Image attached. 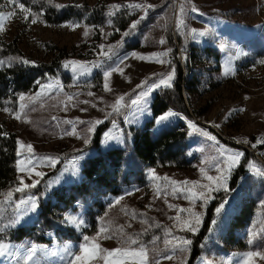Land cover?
<instances>
[{
	"label": "rangeland",
	"instance_id": "374dc122",
	"mask_svg": "<svg viewBox=\"0 0 264 264\" xmlns=\"http://www.w3.org/2000/svg\"><path fill=\"white\" fill-rule=\"evenodd\" d=\"M8 1L9 7L0 12V17L12 12L16 15L3 20L2 33L8 37L18 36L26 60L50 61L56 53L55 47L63 46L74 47L86 55L64 61V68L72 78L69 82H63L59 77H48L35 90L20 94L18 103L13 107L0 108L1 119L15 129L18 141L33 146V152L28 153L18 144V161H23L19 167L30 168L32 171L22 172L18 167L17 183L10 191L17 192L14 189L20 186V178L23 177L26 184L34 181L43 183L46 186L44 197L47 198L53 188L81 178L80 169L89 153L88 146L98 125L95 124L94 130L89 131L94 121L110 122L103 136L104 149L129 145L127 127L142 125L152 115L150 106L153 95L157 89L164 87L155 85L159 83L162 74L166 75L173 70L175 73V67L171 65L167 49L164 46L146 45L144 35H141L143 42L140 47L114 57V50L123 46V38L112 40L108 37V29L102 28L101 37L97 39L95 29L84 21L47 23L37 16L30 18L29 15L25 20V14L18 4ZM56 1L62 4L71 1L94 4L99 0ZM123 1L136 4L142 2ZM195 1L196 4L190 3V39L201 48L206 45L216 47L220 51L219 59L213 61L202 54L201 63H196L195 69L199 71L200 78L199 91L186 93L193 116L180 115L169 109L156 117L154 127L156 129L180 117L188 131V153L194 155V160L185 168L144 166V185L132 182L125 187L123 194L109 197L114 204L126 203V234L132 235L131 229H149L147 218L151 215V219L164 233L162 240L171 241L170 250L155 258L153 264L157 259L159 264H186L189 245L185 246L181 241L190 240L189 235L199 230L209 202L218 192L226 191L227 196L220 204H223V208L219 213L216 212L215 223H212L201 255L194 264H226L229 260L232 264H239L243 253L264 251V176L257 174V169L264 171V149L260 154L255 152V155H249L244 149H253L259 144L257 141L264 138V0ZM145 2L152 4L150 0ZM171 3L172 0H169L168 4ZM220 9L226 11L225 16L214 15ZM171 15H165L166 24ZM33 18L37 21L35 24L31 23ZM181 21L182 17L178 16L172 20V24L179 27ZM138 34V27H135L128 39ZM141 56L144 58L140 59ZM216 66L218 69H214ZM105 71L111 72L107 81ZM105 83L110 90L105 88ZM143 92L148 95L134 104L133 101ZM21 95L24 100L20 99ZM118 99L120 103L117 105ZM21 104L25 107L21 108ZM201 109L203 112H200ZM162 116H167V119L161 121ZM222 149L243 153L239 163L228 175L225 187L211 191V198L206 204L201 199L186 198L206 191L200 185L212 184L201 169L209 176H217V166L224 167L225 157L220 155ZM46 156L55 158V165H51L49 160L40 159ZM59 162V171L42 181L45 173L53 170ZM238 170L244 171V174L237 179V186L232 188L233 174ZM36 172L43 173V176H36ZM172 181L177 183L173 184ZM184 181L188 183H181ZM34 188L17 192L19 197L15 202L11 223L31 224L36 220L39 207ZM30 198L36 203L35 210L31 209ZM245 201L254 202L257 206L244 224L233 226V213ZM180 209L190 211L181 212ZM192 213L201 214V223L195 232L184 226L185 221L194 223ZM177 216L179 220L175 219ZM68 217L82 219L84 223L79 228L75 227L67 221ZM63 221L65 226L77 231L89 227L81 203L77 209L66 210ZM101 228L107 231L100 232ZM230 231H233L238 241L246 242V248H237V243L227 236ZM250 233L253 235L250 236ZM46 234L52 237V232ZM85 236L95 238L90 243L99 244L102 249L120 247L106 224L100 223L95 231ZM105 236L111 238L105 239ZM250 239L253 243L259 239L258 244L249 243ZM81 243H84L83 239L75 241L53 238L52 242H36L24 238L20 241H2L0 244L4 246L6 255H0V264H67L69 257L65 249L70 248L75 252ZM251 245L253 248L250 249ZM32 248L36 251L31 252ZM99 254L106 255L103 252ZM165 255L172 259H164ZM93 264H104V261L97 260ZM125 264L135 262L128 259ZM254 264H264V260L256 257Z\"/></svg>",
	"mask_w": 264,
	"mask_h": 264
},
{
	"label": "trees",
	"instance_id": "16d2710c",
	"mask_svg": "<svg viewBox=\"0 0 264 264\" xmlns=\"http://www.w3.org/2000/svg\"><path fill=\"white\" fill-rule=\"evenodd\" d=\"M150 1L152 7L145 12L143 9L129 7L136 4L135 2L123 0H99L94 4L19 0V3H23L31 10L30 18L37 16L47 23L84 21L95 29L97 39L101 37L102 28L108 29V37L110 36L112 40L123 38V46L114 50V57L129 49L140 47L143 42L141 35H144L146 45L164 46L167 49L171 65L175 67V75L171 87H161L154 93L150 106L152 115L146 118L142 125L127 127L128 146L104 149L103 136L110 122L103 121L96 126L91 137L88 146L90 150L83 160L79 180L53 188L47 198L44 197L46 186L43 183H39L33 189L38 195L39 211L36 220L31 224L11 223L19 193L12 192L11 199L7 200L5 196L17 183L18 134L0 117V242L20 241L24 238L36 242H52L53 238L81 241L102 223L108 226L110 234L122 248H146L153 260L170 250V245H166V240H162L164 233L151 219V215L147 218L149 229H131L132 235L126 234V203L114 204L109 196L123 194L125 187L132 182L144 185L146 183L144 166L185 168L192 163L194 155L188 153V131L182 119L178 117L155 129L156 117L169 109L180 115L193 116L186 93L199 91L200 78L199 71L195 69L196 63H201L202 54L206 58L218 61L220 51L209 45L201 48L190 39V3L196 4L195 0H172L171 4H168L169 0ZM139 4L147 3L142 0ZM114 6H119L118 10ZM8 7V0H0V12H4ZM169 13L172 15L166 24L164 17ZM214 15L222 17L226 15V11L220 9L214 12ZM178 16L182 17L183 23L176 27L172 20L174 18L176 20ZM137 21L139 34L133 39H128L131 30L135 29L132 27L133 23ZM54 50L56 53L50 61L29 60L33 63L24 64L21 61L26 60L25 54L19 46L18 36L8 37L0 32V61L3 62L0 64V108L13 107L18 103L20 94L35 90L48 77H59L63 82L72 80L70 73L64 68V61L75 57L83 58L86 55L74 47H55ZM214 69H218V66ZM206 108L207 106L203 109ZM203 109L200 112H203ZM251 139L254 140V137ZM244 149L249 155H255V152L260 154L264 144L259 143L253 149L249 147ZM60 167L59 162L53 170L45 173L42 181L55 175ZM243 174L244 171H235L231 181L232 188L237 186V179ZM226 196V191L216 194L207 205L199 230L189 235L191 244L188 247L189 256L186 264H194L201 255L203 243L217 215L216 209ZM80 203L89 227L77 231L64 225L63 213L69 209H77ZM256 206L254 202H243L233 213L232 225L238 227L244 224ZM47 232H52V237L48 236ZM227 236L237 243L238 249L246 248V242L238 241L233 231ZM129 238L137 240L138 244L129 245ZM258 241L259 239H256L253 244H258ZM249 248H253V245Z\"/></svg>",
	"mask_w": 264,
	"mask_h": 264
},
{
	"label": "snow or ice",
	"instance_id": "6c2138e0",
	"mask_svg": "<svg viewBox=\"0 0 264 264\" xmlns=\"http://www.w3.org/2000/svg\"><path fill=\"white\" fill-rule=\"evenodd\" d=\"M11 3H13L14 5L18 4L19 9L22 11V13H24V19L27 20L28 19V15L31 14V10L29 8H27L23 3H19V0H10ZM57 7H63V5H57ZM117 8H119V6H114ZM129 7H134V8H139V9H143L145 12H147V10L149 8L152 7V5L150 4H134V5H129ZM193 11H196V9H193ZM114 14V13H110ZM16 13L12 12V13H8L7 16L5 17H0V32H2L4 30L3 28V20L15 16ZM37 21L35 18H33L31 20V23L35 24ZM139 23V21H137L136 23H133L132 27L135 28L136 24ZM183 23V21H181V24ZM78 26V25H76ZM195 31V30H193ZM85 35H87V32L85 33ZM127 35V34H126ZM200 35H203V33H200ZM161 43H163V41H161ZM170 51V49H169ZM135 55V54H133ZM154 55H160V54H154ZM140 59H143L144 57H139ZM24 64H29V63H33L29 60H22L21 61ZM3 62L0 61V64H2ZM119 69H112V71H117ZM111 72L110 71H105L104 76H105V80L107 81L108 77H110ZM174 70L172 72H169L166 75L161 76L159 83L155 85V87H159L160 85H164V86H168L171 87V82L174 78ZM45 87H50L48 85H46ZM139 87V86H138ZM105 88L108 89V85L107 83H105ZM110 90V89H108ZM89 95H92V93H89ZM148 93L147 92H143L140 94V96L137 98V100H134L133 103H137L138 100L141 97H145L147 96ZM21 100H24V96L21 95L20 96ZM122 99V98H121ZM117 105L120 103V100H117ZM25 105L21 104V108H24ZM242 110V109H241ZM5 111H7V109H5ZM169 115H171V113H169ZM16 118H20L18 115ZM167 119V116H162L160 118L161 121ZM102 121L100 120H96L93 122V128H90L89 131L94 130V126L95 124H99ZM75 129H73V133H74ZM72 134V133H69ZM3 135H7V133H3ZM205 135H207V133H205ZM214 139V137H213ZM87 142V140L85 141ZM247 143V141H245ZM258 143H262L264 144V138L260 139L259 141H257ZM17 143L20 145L21 149L26 150L28 153H32L33 152V146L31 144H23L20 141H17ZM17 155H20V152L18 151ZM220 155L222 157H225V159L223 160V164L224 167H219L217 166V172L218 175L217 176H209L206 174L204 169H201V172L205 174V177L208 181L212 182L211 185H200V187L202 189H205L206 191H201L198 194H194L193 197H186L189 199H201L204 201V203H207V200L210 199V192L211 191H215V190H219L220 188H224L226 185V181L228 178V175L231 174L232 169L239 163V160L241 158V156L243 155V153L240 152H228L227 150L222 149L220 151ZM40 159L42 160H49L51 162V165H55L56 163V159L52 158V157H41ZM23 163V161H18V167L19 165H21ZM29 163H31V161H29ZM20 171H28L29 173H31L32 169H25L24 167H19ZM257 174L264 176V171L257 169ZM36 176H43V173L41 172H36L35 173ZM39 183V181H34L32 184H26L24 183V179L23 177L20 178V186L16 187L14 189V191L17 192H23L25 191V189H30V188H34L36 187V184ZM173 184L177 183L176 181H172ZM181 183H188L187 181L181 182ZM194 184L196 182H193ZM175 191V190H174ZM12 197V191H9L6 196L5 199H11ZM31 200V198H30ZM23 203V201H22ZM169 207H173L172 205H169ZM36 208V203L34 200H31V209L35 210ZM223 208V204L218 207L216 209V212L219 213L221 211V209ZM179 211L183 212V211H190V210H186V209H180ZM192 216L194 217V223L192 221H185L184 222V226L189 230V231H197L198 230V226L201 223V214L199 213H192ZM175 219L179 220V216H177ZM67 221L69 223H71L73 226L75 227H81L83 225V220H77L76 218L73 217H68ZM215 223V221L213 222ZM107 230L104 228L100 229V232H106ZM99 235V234H98ZM253 234L250 233V236H252ZM105 239H110V236H105ZM95 238H90L88 236H84L83 240L84 243H81L79 245V248L77 249V251H72L70 248H66V254L69 257L67 264H93L94 261L97 260H103L104 264H125V261L128 259H131L135 262V264H153V258H151L149 256V253L147 251L146 248L143 247H136V248H115V249H102L100 247L99 244L96 243H90V241L94 240ZM182 244L187 246L191 244L190 240H186L183 239ZM129 245H136L138 244V241L135 239H131L129 238L128 241ZM171 241H165V244H170ZM249 243H253V240L250 239ZM31 252H35L36 249L32 248L30 250ZM106 253V255H100L99 253ZM0 255H6V252L4 250V246L2 244H0ZM258 257L260 260H264V251H247L245 253H243V259L239 262V264H254V258ZM30 258V257H29ZM112 258V259H109ZM164 259H172L171 256L165 255ZM154 264H159V260H155ZM226 264H232V262L229 260L226 262Z\"/></svg>",
	"mask_w": 264,
	"mask_h": 264
}]
</instances>
